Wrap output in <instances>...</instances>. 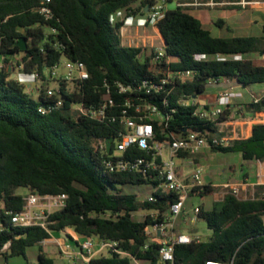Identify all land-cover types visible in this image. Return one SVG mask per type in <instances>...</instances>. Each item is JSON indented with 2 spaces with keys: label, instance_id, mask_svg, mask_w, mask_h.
I'll return each instance as SVG.
<instances>
[{
  "label": "trees",
  "instance_id": "obj_1",
  "mask_svg": "<svg viewBox=\"0 0 264 264\" xmlns=\"http://www.w3.org/2000/svg\"><path fill=\"white\" fill-rule=\"evenodd\" d=\"M42 0H0V207L16 211L22 207L23 195L17 187L38 193L67 195L63 208L51 213L48 230L39 226H14L5 223L0 231V256H25L29 246L37 245L36 264H54L40 242L66 228L85 237L97 235L116 240L119 246L140 261L155 264L157 245L143 247V228L151 222L149 215L135 217L138 209H162L169 195H157L155 202L138 200L135 192L121 186L147 184L137 172L114 173L102 165L104 154L94 150V139L112 137L120 127L117 122H101L77 114L72 106L96 105L109 86L110 96L122 107L125 99L133 104L143 99L170 114L167 131L183 135L195 130L205 136L215 131L213 122L192 114L193 106L181 104V96L204 93L209 81L220 78L235 80L246 86L264 83V64H255L246 54H264V31L260 35L222 37L184 6L167 8L156 26L164 38L166 56L172 60L171 70L190 69L193 77L176 81L168 94V104L161 102L163 90L154 92L149 83L162 75L158 63L150 61L145 46L120 43L119 27L123 19L109 16L121 10L124 16L141 15L153 0H50L52 16L45 18L37 10ZM172 3L173 0H166ZM221 20L215 23L219 25ZM45 28L54 31L46 32ZM22 29L24 30L22 32ZM20 37L27 42L21 50ZM25 72L37 71L41 78L44 66L64 56L81 60L89 77L67 88L58 81V91L45 93L44 88L32 97L25 86L12 77V61ZM208 58L195 60L194 54ZM220 55L223 58H217ZM237 55L239 58H234ZM156 65V66H155ZM159 66V65H158ZM163 71V70H162ZM145 86L138 87L142 81ZM131 85L132 89L116 92L115 83ZM61 105L41 112L39 106ZM174 109L172 112L171 109ZM247 111H264V94L244 104ZM133 109H128L132 113ZM226 117H222L225 119ZM156 136L159 126L153 122ZM212 150L239 153L249 163L264 161V123H254L251 135L231 139L225 146ZM134 155L143 151L133 148ZM262 186L258 185L256 194ZM201 217L211 234L199 243L176 244V264H204L206 260L231 264H264V199H239L226 195L220 202L202 207ZM69 238H71L69 236ZM9 245L2 250L5 243ZM85 264H134L128 255L107 253L92 256Z\"/></svg>",
  "mask_w": 264,
  "mask_h": 264
},
{
  "label": "built area",
  "instance_id": "obj_2",
  "mask_svg": "<svg viewBox=\"0 0 264 264\" xmlns=\"http://www.w3.org/2000/svg\"><path fill=\"white\" fill-rule=\"evenodd\" d=\"M50 0H42L37 10L45 18L52 16V10L48 5ZM238 4L241 7L257 6L264 3V0H238L228 2ZM218 2L210 0L207 2L191 1L180 4L181 6H199V5H215ZM167 10L166 0H153L148 5V11L139 16H124L121 10L110 14L109 20L113 21L115 17L123 19L119 27L120 43L127 46H140L134 44V39L128 32L129 27H146L147 25L156 26V22L161 19ZM54 31V29H51ZM125 33H127L125 35ZM124 38V39H123ZM142 46V45H141ZM165 43L161 37V42L152 49L150 61L157 64L162 75L156 83H149V87L154 92L163 90L166 94L161 102L164 106L168 104V94L172 89L167 85H172L176 81L185 82L192 79L193 71L190 69L171 70L167 67L172 60L166 56L164 49ZM146 47V46H145ZM217 58H223L216 55ZM208 58L205 53L194 54L195 60ZM234 58H239L235 55ZM159 65V66H158ZM156 66V65H155ZM163 70V71H162ZM44 78L40 77L37 71L25 72L19 71L14 74L18 82L29 88L36 81L44 79H57L64 81L66 84L82 81L89 77L86 65L81 60H74L67 57H60L57 62L50 66H44L42 71ZM222 80H231L220 78L215 81H209L206 86L215 85L222 89L216 92L211 102L200 95L181 96L179 102L185 105L193 106L192 114L199 119L211 121L214 124L215 131L209 136H205L195 130H185L183 135H176L167 131L168 119L170 114L163 113L161 109L151 102L143 99L142 103L133 104L130 99H125L122 107L116 112L119 106L110 96L109 86L106 85L105 94L96 105L84 106L82 103H76L72 109L80 115L101 122H117L119 128L115 135L103 139H94L92 146L94 150L104 154L101 159L102 165L109 172H137L145 179V182L151 186V191L143 197L142 200L155 202L157 195H169L170 201H166V205L160 208L143 209L147 210L151 222L143 228L145 236L144 248L150 244L157 245L158 261L155 264H176L174 261V248L176 244L199 243L206 240L196 227L201 217L202 207H205L202 199L206 196L211 197V204L220 202L226 195H233L239 198L243 193V198L249 199L257 197L264 199V181L256 180H224L220 183H212L204 181V163L198 159V155L203 149H211L212 146H225L230 139L219 135L220 131L217 126L224 119H219L221 115L228 109L232 98L241 96L240 92L228 84H220ZM148 81H142L138 87L145 86ZM116 92L122 93L130 91L131 85H124L120 82L115 83ZM55 90L45 89V93L51 94L57 92ZM61 105L58 99L54 105L39 106L41 112L53 109ZM132 108L133 112L128 113V109ZM173 112L174 109L172 108ZM153 122L159 126V134L163 137L156 136ZM111 138L109 150L107 149V139ZM133 148L143 151L141 155H134ZM260 161V160H256ZM261 185L257 194L250 193L252 196L247 197V191L254 186ZM257 188V187H256ZM67 195L64 192L59 193H38L27 189V193L23 195V204L19 210L12 211L0 207V231L4 229L5 223L14 226H39L48 230L51 223L50 216L55 210L61 209L66 204ZM197 200V201H196ZM69 239V234L64 230H60ZM72 242L68 240L60 244V251L66 255L78 254L86 261L90 257L100 254L104 251L107 253H117L120 255H128L134 264H151L149 262L140 261L133 255L129 254L119 246L116 240H108L97 235L85 236L81 241L74 236H70ZM9 242L5 243L2 250H5ZM204 264H231L216 260H206Z\"/></svg>",
  "mask_w": 264,
  "mask_h": 264
},
{
  "label": "rangeland",
  "instance_id": "obj_3",
  "mask_svg": "<svg viewBox=\"0 0 264 264\" xmlns=\"http://www.w3.org/2000/svg\"><path fill=\"white\" fill-rule=\"evenodd\" d=\"M140 15V14H139ZM134 15V16H139ZM24 30L22 29V32ZM46 32H49L50 30L45 28ZM127 33H125L126 35ZM119 37L121 39L120 30H119ZM131 37L134 39L135 45H142L147 47L146 54H149L150 48H154L161 42V35L159 33V30L157 26H151L147 25L146 27H138V29H134V31L131 32ZM124 39V38H123ZM25 43L27 45V42L25 40ZM21 56L20 54H16L13 57L12 61V74H17L19 71H23L21 69V65H18L17 61L19 60ZM247 58H252V61L255 64H264V54H246ZM2 59L0 55V65H2ZM11 74V75H12ZM15 77V76H14ZM58 87V80L57 79H44L39 80L34 83L31 87L26 88V90L31 94L32 97H35L39 92L40 89L44 90L50 89L55 90ZM68 89H72V85L70 83L67 84ZM222 89L220 86L215 85H209L206 87V90L204 93L200 94V96L205 97L207 94L211 95L214 91L217 92L218 90ZM253 90V96H260L262 93H264V83H256L252 85ZM249 96L250 93L246 91ZM213 101V100H212ZM247 101V100H246ZM211 102V101H210ZM231 107H228V109L225 111L223 115L220 116L219 119H222V117H226V124L218 125L221 129H223L219 135H222L226 138L232 137V119L241 120L243 113H237L234 114L231 110ZM240 111V110H239ZM241 112V111H240ZM244 121V119H242ZM257 123V122H256ZM240 136V134H238ZM198 159L202 160L204 163V168L206 169L208 166L213 167L216 172H219L220 175L217 177V180H231L230 178H234L236 180H249L251 182H255L256 173L258 172L259 168L262 170V173H264V163H259L256 160L252 162H245L240 154L238 153H224L220 151H214L212 149H203L202 152L198 155ZM238 177V179H237ZM124 191L128 192H135L137 194L138 200H142L143 197H145L150 191L151 186L149 184H135V185H123L121 186ZM256 185L254 186V190L250 188L246 193L247 197H251L252 195L250 193H255ZM15 191L21 195H25L27 193V189L25 187H17ZM243 193L239 195V198H243ZM197 201V200H196ZM204 205L209 207L211 205V197L206 196L202 201ZM147 214V210L138 209L137 211L133 212V215L135 217L143 216ZM196 227L201 232V234L208 238V235L211 234L210 229L207 228L206 223L204 220H199L196 223ZM69 229V228H68ZM64 229L65 233L69 234V230ZM80 239L82 240L83 237L81 236ZM65 241L64 237L60 236L58 233L53 232L52 235L49 238H46L40 242V245L42 246L45 253L49 256H52L54 258V264H85L86 260L83 259L78 254H72V255H66L60 251V244ZM37 245L29 246L25 250V256L22 255H16V256H8L6 259L3 258V256H0V264H36L37 262ZM100 254L107 255V252L104 251ZM100 254H96L95 256H98Z\"/></svg>",
  "mask_w": 264,
  "mask_h": 264
},
{
  "label": "crops",
  "instance_id": "obj_4",
  "mask_svg": "<svg viewBox=\"0 0 264 264\" xmlns=\"http://www.w3.org/2000/svg\"><path fill=\"white\" fill-rule=\"evenodd\" d=\"M191 1H200V2H207L210 0H173L172 3L167 2V8L180 5L183 3H188ZM218 2V4L215 5H199V6H184L186 10L191 13L192 15L199 18L204 24L208 25L213 33L217 36L222 37H232V36H249V35H260L262 31H264V3L257 5V6H247V7H241L238 4L228 3V2H235L238 0H214ZM221 20L222 22L217 25L215 22ZM129 34H131L134 29H138L136 27H129L128 28ZM255 54V53H252ZM12 74L11 76H13ZM230 84L235 91L240 92L241 96L234 97L231 100V103L229 107H231L234 114L237 113H243L244 116L241 118L244 119V121L236 119H232V137L231 139L235 138H245L251 135L252 131V125L254 123H264V111H255L250 112L247 111L244 108V104L249 102L251 99H257L260 96L254 97L252 85L249 84L246 86H243L239 83H237L235 80H222L220 81V84ZM248 91L251 96H249L247 93ZM216 95V92L214 91L211 93V95H206L204 98L207 102H210L214 99ZM247 100V101H246ZM241 112H240V111ZM226 119L223 120L222 124H226ZM217 130L220 132L223 130L220 127H216ZM240 134V136H238ZM239 154V153H238ZM202 161V160H201ZM203 162V161H202ZM259 163H264V161H257ZM220 175L219 172H216L213 167H207L204 172V181L205 182H212V183H220L222 181L217 180V177ZM256 180H262L264 181V173H262V170L259 168L258 172L255 174ZM231 180L238 181V177L236 179L230 178ZM68 229V228H66ZM69 230V236H74L77 240L81 241L80 235L75 233L72 229ZM53 233V232H52ZM51 233V235H52ZM60 236L64 237L65 241L68 240L70 243L72 242V239H68L64 234L61 232H56Z\"/></svg>",
  "mask_w": 264,
  "mask_h": 264
},
{
  "label": "water",
  "instance_id": "obj_5",
  "mask_svg": "<svg viewBox=\"0 0 264 264\" xmlns=\"http://www.w3.org/2000/svg\"><path fill=\"white\" fill-rule=\"evenodd\" d=\"M148 11V6L145 8V12H147ZM160 33V32H159ZM160 35H161V33H160ZM161 37H162V35H161ZM162 39H163V41H164V38L162 37ZM17 44H18V46H19V48L21 49V50H24V49H26V47H27V45H26V43H25V39L23 38V37H20L19 39H18V41H17ZM12 77H14V75L12 76ZM110 144H111V138H108L107 139V142H106V146H107V149L109 150V148H110ZM141 175V174H140Z\"/></svg>",
  "mask_w": 264,
  "mask_h": 264
}]
</instances>
